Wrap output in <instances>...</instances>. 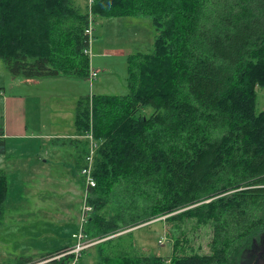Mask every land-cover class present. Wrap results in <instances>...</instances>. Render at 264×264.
Returning <instances> with one entry per match:
<instances>
[{
    "label": "trees",
    "instance_id": "obj_1",
    "mask_svg": "<svg viewBox=\"0 0 264 264\" xmlns=\"http://www.w3.org/2000/svg\"><path fill=\"white\" fill-rule=\"evenodd\" d=\"M90 11L94 21L148 17L154 29L153 51L127 58L128 95L76 105V132L99 144L90 229L170 225L168 258L124 254L113 264H248L244 252L264 233V0H92ZM87 27L71 0H0V60L26 80L87 78ZM6 191L0 172V217ZM187 223L210 229L207 253L177 254Z\"/></svg>",
    "mask_w": 264,
    "mask_h": 264
},
{
    "label": "rangeland",
    "instance_id": "obj_2",
    "mask_svg": "<svg viewBox=\"0 0 264 264\" xmlns=\"http://www.w3.org/2000/svg\"><path fill=\"white\" fill-rule=\"evenodd\" d=\"M79 2L80 7L77 8L82 12H87V29L89 30L91 27L92 30L90 35L87 30L85 31L89 39L90 55L85 53L84 55L89 60V71L98 70L94 80L89 79L88 72L87 78H46L39 80L41 82L38 85L23 84L16 87L14 83L10 82L23 78L11 76L4 62L0 60V88L25 91V94L30 96L39 93L36 96L40 97L44 104L42 107L43 117L41 118L42 132H50L52 124L50 121L48 123V119H55L63 135L68 136L64 143L73 141L72 144H77L76 149L82 148L83 151L87 149L85 160L82 157L80 163V165H84L77 172L73 166L76 155L74 146L70 144L64 146L68 155L66 157L58 155L57 161L61 164L50 172V174L55 173V187L59 188L55 189L54 194L52 191L49 192L51 201L47 200V193L42 196L41 191L38 190L36 195L39 197L28 201L31 203L28 207L32 210H25L23 207L17 208L19 204L23 203L22 199L30 198V196L22 195L25 185L12 183V181L7 182L6 199L0 217V264H49L52 261L60 260L65 256L63 252L49 257L48 255L65 246L72 245L73 248L76 244L73 235L78 234L81 230L86 236L82 242L87 247L82 251L78 264H99L100 256L103 259L106 258L107 261L109 259L113 264L116 257L124 254L132 256L156 255L166 259L172 253L174 239L169 236L170 225L163 222L164 218L150 219L149 222L136 227H130L131 225L128 224L123 225L115 233L96 236L95 232L90 229L89 219L93 217V214L90 212L89 215L82 217L85 200L89 205L90 200L99 196L90 192V189L95 185L87 187L86 177L82 173L84 167H90L91 175L89 176L93 179L94 156L99 144L93 140L91 134L85 135L76 132L74 126L76 105L80 100L85 101L87 98L91 99L92 96L97 95H128L127 58L150 54L153 51L154 29L151 20L144 16L106 17L94 21L88 0H79ZM257 91L256 110L260 112L264 109V91L259 89ZM1 105L0 102V122L4 120ZM150 111L151 109H148L147 113ZM91 151L93 153L90 161ZM71 169L75 176L81 175L82 177L81 186L84 190L81 189L77 196L69 194L70 192L67 193L64 184L59 182L62 171ZM69 174L71 175V173ZM7 180L9 178H6ZM52 186L54 187V185ZM115 196L121 200L122 193L116 191L111 200V203L114 204L111 208L113 213L114 211L118 213L120 207L116 204ZM28 212L33 213L27 214ZM131 213H133L132 210L125 211L124 217L128 219ZM98 214L108 216L109 207ZM82 219H85L84 222ZM190 223L182 228L185 236L182 240L178 238L181 245L177 254L207 253L210 229L208 227L194 229L190 227ZM263 237L264 233L258 235L254 240L259 241ZM105 261L103 260V264H110L109 261L108 263ZM245 261L247 260H243V262ZM253 264H256L255 260Z\"/></svg>",
    "mask_w": 264,
    "mask_h": 264
},
{
    "label": "crops",
    "instance_id": "obj_3",
    "mask_svg": "<svg viewBox=\"0 0 264 264\" xmlns=\"http://www.w3.org/2000/svg\"><path fill=\"white\" fill-rule=\"evenodd\" d=\"M71 1L76 7H80L79 0ZM40 82L39 80L20 79L10 83H14L17 87L23 84L38 85ZM36 95H39V93H35ZM35 96L25 94V91L0 88L2 118L4 115V120L0 122V139L4 143V154L0 155V172L4 173L6 178H9L8 183L12 181V183L25 185L22 195L30 196V198L22 199L23 203L17 206V208L23 207L25 210H32L28 207V205H31L28 201L37 196L39 197V195H36L38 190L41 191L42 196L47 193V200L51 201L49 192L52 191L54 194L55 189L59 187H55V173L50 174V172L61 164L57 161L58 155L62 157L68 155L65 148L67 144L74 146L77 155H75L73 162L75 171L78 172L83 167L84 164L80 165V163L82 157L85 160L87 155V149L86 151H83L82 148L76 149L77 144H72L73 141L64 143L65 138L68 136L63 135L55 119H48V123L50 121L52 124V130L47 133L42 132L41 118L43 117L42 107H44V104L40 97ZM68 167L73 168L72 166ZM60 178L59 182L64 184L67 193L70 192L69 194L73 196L80 194L82 189L81 175L79 177L75 176L74 171L71 169L70 171H62ZM52 198L54 199V197ZM32 213L28 212L27 214ZM63 248H72V245Z\"/></svg>",
    "mask_w": 264,
    "mask_h": 264
},
{
    "label": "built area",
    "instance_id": "obj_4",
    "mask_svg": "<svg viewBox=\"0 0 264 264\" xmlns=\"http://www.w3.org/2000/svg\"><path fill=\"white\" fill-rule=\"evenodd\" d=\"M89 5L91 6L92 4V0H88ZM87 32L90 33L92 32L91 27H89V30L87 29ZM91 42V40H90ZM86 55H90V49H86L85 51ZM97 77V72L90 70L89 71V79L94 80ZM92 153L93 151H91V155H90V161L92 160ZM83 176L86 177V183H87V187L89 186H94L95 182L93 179L90 178L89 175H91V168H87L84 167L82 170ZM90 188V187H89ZM92 211V208L90 207V205H88L86 203V200L84 202L83 208H82V217L84 218L85 216L89 215V213ZM85 219H82V222H84ZM73 237L76 239V244L73 248L67 249L65 252H63V255H71L72 259L69 261L68 264H78L79 262V258L81 256L82 251L87 247L83 244L82 240L86 237L84 235V233L82 232V230L76 234L73 235ZM92 245V244H90Z\"/></svg>",
    "mask_w": 264,
    "mask_h": 264
},
{
    "label": "flooded vegetation",
    "instance_id": "obj_5",
    "mask_svg": "<svg viewBox=\"0 0 264 264\" xmlns=\"http://www.w3.org/2000/svg\"><path fill=\"white\" fill-rule=\"evenodd\" d=\"M245 262L248 264H253V261H256V264H264V237L259 240H253L250 248L243 254ZM244 262V263H245Z\"/></svg>",
    "mask_w": 264,
    "mask_h": 264
}]
</instances>
